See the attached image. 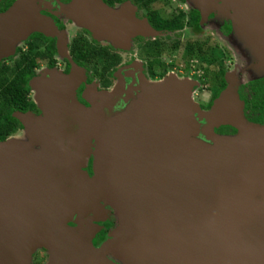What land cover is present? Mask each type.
<instances>
[{"label": "water", "instance_id": "water-1", "mask_svg": "<svg viewBox=\"0 0 264 264\" xmlns=\"http://www.w3.org/2000/svg\"><path fill=\"white\" fill-rule=\"evenodd\" d=\"M86 1L100 10L86 11L91 29L153 32ZM240 1L200 0V7H230L237 17L243 11L250 29H264V0ZM34 2L19 0L0 15V56L34 26L50 25ZM232 79L208 112L194 102L192 81L171 76L142 85L121 112L113 111L115 96L98 97L93 111L66 104L64 117L78 125L74 138L67 122L52 134L25 122L27 141L0 142V264H32L40 248L47 264H106L110 257L117 264H264V126L245 118ZM197 114L209 123V142L199 138ZM220 125L237 135H215ZM92 154L90 177L82 168ZM105 205L118 225L96 247Z\"/></svg>", "mask_w": 264, "mask_h": 264}, {"label": "flooded vegetation", "instance_id": "flooded-vegetation-1", "mask_svg": "<svg viewBox=\"0 0 264 264\" xmlns=\"http://www.w3.org/2000/svg\"><path fill=\"white\" fill-rule=\"evenodd\" d=\"M98 1L113 11L126 9L125 14L131 18L135 12V20L147 22L158 35L127 38L123 33L127 27H121V35L113 34L120 38L116 42L103 29L90 28L86 11L93 7L94 13H100L94 2L35 0L36 11L50 25L46 29L34 26L25 38L16 43L13 51L0 56V104L7 101V97L13 100L8 109H0V142L27 141L29 136L25 122L48 126L51 134L54 128L67 122L70 125L68 134L74 138L72 135L78 133V125L73 119L64 117L62 107L66 104L93 111L98 97L115 96L113 111L121 112L130 103V95L137 96L142 85L158 83L171 76L187 78L194 83L193 100L202 112L210 111L215 100L228 87V71L233 56L226 46L219 43L214 44L215 50H212L210 40L213 36L218 40L220 36H231L233 27L230 20L222 17L221 22L214 14L203 17L189 9L185 0ZM18 2L0 0V15ZM214 18L217 21L216 32L202 29L203 34L197 36L195 29L200 28L202 22L207 25ZM241 26L246 28L244 23ZM186 31L187 36L182 37ZM249 32L247 29L239 30L236 36L240 40L238 43L243 41L244 45L257 48L259 40L264 39V29L253 26ZM121 38L125 39V43ZM216 49L222 50L221 57L217 56ZM132 50L137 52L133 54ZM181 61L185 63L184 67L180 65ZM205 94L207 100L203 99ZM238 96L244 102L245 118L264 126V77L242 84L238 88ZM197 121L201 128L199 138L208 141L204 133L209 126L208 121L198 114ZM213 129L214 134L221 137L238 133L229 125ZM92 148L93 152L97 149L95 140ZM94 162L92 154L87 166L82 168L90 177L94 175ZM105 210V215L99 216L96 221L100 228L93 239L96 247L107 241L118 225L114 209ZM70 225L75 227V224ZM48 261L49 253L44 248L36 250L32 256V264H47ZM106 264L117 262L110 257L106 259Z\"/></svg>", "mask_w": 264, "mask_h": 264}, {"label": "rangeland", "instance_id": "rangeland-1", "mask_svg": "<svg viewBox=\"0 0 264 264\" xmlns=\"http://www.w3.org/2000/svg\"><path fill=\"white\" fill-rule=\"evenodd\" d=\"M186 2V5L189 9H192L200 14L203 15V17H206V15H215L217 19H219V21L222 22V17L223 19L225 20H230L231 23H232V27H233V32L231 33V36H228L227 38H220L219 37V40L216 39L214 36L212 37V39L210 40V36L208 37V39L210 41H212V47L213 49L212 50H215L214 48V44L216 43H219L220 45L222 46H226L231 55L233 56V62H232V65H229L230 66V69L228 71V75L231 77H233L232 81H233V84H234V90H236L237 94H238V88L240 86H242V84H247L257 78H262L264 77V39H261L259 40L260 42V45L257 47V48H253V45H251V47L247 46L246 44L244 45V42L241 41L240 43H238V39L236 38V36H238V33H239V30H248V34H250L249 32V23L246 19V16L245 14L243 13V11H238V17L237 15H235V12L233 10H231V8L227 7V9L223 10L222 12L217 10V11H206L204 12V8L201 6L200 7V0H185ZM233 2H240L241 4V1L240 0H233ZM219 4H222V2H220ZM218 4H216V7H217ZM111 10V9H110ZM113 11V10H112ZM125 11L126 9H122V8H118L116 11L114 12H118V14H124L125 15ZM128 12V11H127ZM230 14V16H227V14ZM135 12L132 16V19L135 20ZM229 17V18H227ZM216 18H214L213 20H211L207 25L204 24L203 22L201 23L202 26L200 28H196V35L200 36L201 34H203L201 31L202 29H208L209 30H212L213 32H216V24H217V21H216ZM136 21V20H135ZM136 22L139 23V21L137 20ZM144 23H147V22H143ZM242 23H244L245 27L246 28H242ZM148 24V23H147ZM131 25V24H130ZM204 26H206L207 28H204ZM151 28V27H150ZM201 29V30H200ZM252 33V32H251ZM188 34V31H186L185 33L182 34V37L183 36H187ZM209 34V33H208ZM107 36H109V38H112V39H115L116 42H119L120 38H117L116 36L114 35H108L106 34ZM135 35H145L146 37H155L157 36L158 34L156 33H153V32H149L147 34L143 33V32H137L135 33L133 36H130V37H134ZM127 38H129V36H127ZM126 38V39H127ZM186 38H184L185 40ZM255 39V38H254ZM125 39L122 40L121 38V41L123 43ZM257 40V39H256ZM211 45V44H210ZM216 51L218 52V57H221L222 55V50L221 49H216ZM137 52V50H132V53L135 54ZM221 52V53H220ZM211 56V55H210ZM183 67L185 66V63L183 61L180 62ZM255 68V70H254ZM175 77V76H174ZM179 80H185L187 78H178ZM193 96V95H192ZM203 99L204 100H207L208 99V96L207 94H205L203 96ZM241 101V100H240ZM242 102V101H241ZM244 103V102H243ZM238 131V130H237ZM213 132H214V129H213ZM237 135V134H236ZM94 168H96V165L94 166ZM105 207L109 210H113V208L111 209L110 205H105ZM114 211V216L117 218V216L115 215V212L116 210H113ZM118 220V218H117ZM117 228V226L112 230V232ZM111 232V233H112Z\"/></svg>", "mask_w": 264, "mask_h": 264}, {"label": "trees", "instance_id": "trees-1", "mask_svg": "<svg viewBox=\"0 0 264 264\" xmlns=\"http://www.w3.org/2000/svg\"><path fill=\"white\" fill-rule=\"evenodd\" d=\"M12 104H13V100H12L11 98H8V97H7V101H5L3 104H0V105H2L1 108H0L1 111H2V108H3V107H5V108H4V110H5V109H8V106H11ZM9 113H10V112H9ZM4 123H5V121H4Z\"/></svg>", "mask_w": 264, "mask_h": 264}]
</instances>
